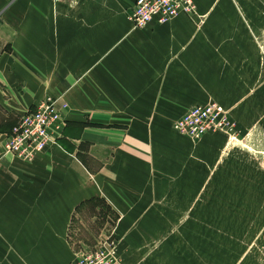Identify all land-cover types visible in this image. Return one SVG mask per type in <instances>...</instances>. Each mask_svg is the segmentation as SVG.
Masks as SVG:
<instances>
[{
  "label": "crops",
  "instance_id": "crops-1",
  "mask_svg": "<svg viewBox=\"0 0 264 264\" xmlns=\"http://www.w3.org/2000/svg\"><path fill=\"white\" fill-rule=\"evenodd\" d=\"M134 2L0 0V254L15 264H71V221L94 218L97 203L130 239L146 233L140 219L164 217L165 163L151 142L183 138L151 123L213 101L238 108L242 131L264 133L260 53L247 65L244 47L223 30L192 32L185 14L134 29ZM47 98L68 108L56 145L30 162L4 155Z\"/></svg>",
  "mask_w": 264,
  "mask_h": 264
},
{
  "label": "rangeland",
  "instance_id": "rangeland-1",
  "mask_svg": "<svg viewBox=\"0 0 264 264\" xmlns=\"http://www.w3.org/2000/svg\"><path fill=\"white\" fill-rule=\"evenodd\" d=\"M190 1L193 12L180 17L192 32L223 30L231 45L246 49L247 65L256 50L264 67V0ZM223 109L231 133L151 142L165 163V201L156 203L164 217L140 219L146 233L130 239L118 233L122 219L97 203L94 218L71 221V264L107 240L115 241L120 264H264V133L242 131L232 117L238 108ZM175 121L151 124L169 134ZM10 254H0V264H15Z\"/></svg>",
  "mask_w": 264,
  "mask_h": 264
},
{
  "label": "built area",
  "instance_id": "built-area-1",
  "mask_svg": "<svg viewBox=\"0 0 264 264\" xmlns=\"http://www.w3.org/2000/svg\"><path fill=\"white\" fill-rule=\"evenodd\" d=\"M193 10L190 0H135L128 20L134 29L142 30L153 21L165 25ZM67 109L64 102L59 103L51 98L42 101L34 111L23 115L6 137L2 146L4 155L30 162L47 147L56 145L65 127L62 112ZM173 130L198 141L208 133H231L232 124L226 111L211 103L187 110L174 122ZM74 264H120L115 241H104L95 249L81 253Z\"/></svg>",
  "mask_w": 264,
  "mask_h": 264
}]
</instances>
